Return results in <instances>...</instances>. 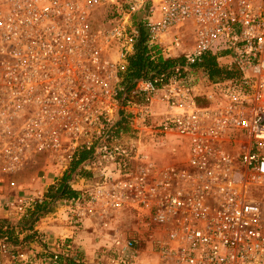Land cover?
<instances>
[{"label": "built area", "instance_id": "built-area-1", "mask_svg": "<svg viewBox=\"0 0 264 264\" xmlns=\"http://www.w3.org/2000/svg\"><path fill=\"white\" fill-rule=\"evenodd\" d=\"M139 28L150 55L184 64L128 87ZM210 54L237 76L211 81ZM80 153L75 196L51 205L145 225L105 231L98 264H264V0H0V185L38 157L58 178ZM56 182L0 197V219H28ZM0 255L27 259L4 241ZM71 257L61 242L49 264Z\"/></svg>", "mask_w": 264, "mask_h": 264}, {"label": "trees", "instance_id": "trees-1", "mask_svg": "<svg viewBox=\"0 0 264 264\" xmlns=\"http://www.w3.org/2000/svg\"><path fill=\"white\" fill-rule=\"evenodd\" d=\"M139 27V26H138ZM140 30V28H139ZM137 40V47L134 54L128 60V69L125 74V82L130 87L137 79L146 77L149 73H169L175 65H183L182 59H162L157 53L150 55L151 50H148L144 44V35L139 31ZM220 57H223L222 55ZM200 68L206 72L211 81H226L237 76V73L226 63L225 60H218L217 56L210 54L202 59L198 64ZM87 158L86 153H80L78 160L71 164L70 170L64 173L58 180L55 191L49 190L46 197L48 200L54 198H73L75 193L67 188V182L70 175L77 169L79 164ZM54 190V189H53ZM44 206H38L34 212L30 214L27 221L34 222L33 218ZM26 230L24 228L18 229V226L11 223L7 219H0V242L4 241L9 248L16 250H24L26 246L34 241L36 234L24 235L20 237ZM66 264H73V259H66Z\"/></svg>", "mask_w": 264, "mask_h": 264}, {"label": "rangeland", "instance_id": "rangeland-1", "mask_svg": "<svg viewBox=\"0 0 264 264\" xmlns=\"http://www.w3.org/2000/svg\"><path fill=\"white\" fill-rule=\"evenodd\" d=\"M218 43H220V42H218ZM167 150H170V149L168 148ZM53 171H54V167H53L52 163L47 161L44 157H38L35 161H33L31 164H29V166H27L15 178V180H16L15 190L11 191L10 189H6V187L0 185V197L9 198V197L28 195L31 192H33L35 189L40 187V185L45 184V183L47 184L50 179H54V181L57 180V182H56V185H57L58 180L62 177V175H60V176L57 175L56 177H58V178H52L51 173ZM74 182H75L74 186L76 188H81L83 186H86L87 184L90 185L91 183L95 182V178L90 176V175H85L82 179H77ZM54 199H56V198H54ZM54 199H51V200L54 201ZM55 206H57V205H55ZM55 206L51 205V201H50L49 204L45 207V209L41 210L40 212H38L37 215L34 216V218H33L34 222L32 224H31V221H27L28 219H26V220H23V219L15 220V219L9 217L8 220L11 223L17 225L18 229L24 228V230H26L22 235H20V237L22 238V237H24V235H29V234L32 235L34 233L32 230H33V225L35 224V222L39 218H42L44 216H49L55 210V208H56ZM4 217H5V215L0 216V218H4ZM55 218H58V217L56 216ZM59 218H61V215ZM67 218H69V221L72 222L73 226H76L77 230L82 231V228L80 227V226H82L81 223L76 222V220H72V217L70 216V214H67ZM143 224H144L143 222L136 224L135 221L133 220V217L126 213V214H124L118 218H114L112 226H110V228L107 230L106 229L101 230L98 225H96L97 228H95V226H93L97 230L96 233L98 235V245H99L95 249V262L93 264L99 263L98 255H97V251H98L99 247H101L102 245L108 244L109 235L101 237L105 233V231H108L107 234H112L113 230L111 228H114L116 226V228H118L120 231H122L125 235H128L129 231H131L132 229H135V228H138L139 231L144 234L145 225H143ZM78 228H80V229H78ZM88 229L89 228H83V230L89 231ZM143 238H146L145 234L143 235ZM61 241H63V240H61ZM61 241H59V242H61ZM34 242L39 243L40 239L37 238V236H36L34 241L32 243H30L28 246H26V248L24 250H16V251L24 252L26 255H28L29 251H32L31 245L34 244ZM64 243H66V242H64ZM56 244H55V247L57 246ZM147 247H148L147 244L143 245V252L147 251ZM11 250L14 251L13 249H11ZM50 253H53V251ZM50 253L49 252H43V254H41L40 258H38L37 254H36L37 255L36 257L30 256L31 258H29V256H27V259L25 261H15L13 263L9 262V260L1 257V255H0V264H33L34 260H37V259H39L41 261L43 260V262H46L49 264V259L51 258ZM73 254H74V252H73ZM74 256L75 255H73V257L68 258V259H74ZM78 258L79 257L76 256V259H78Z\"/></svg>", "mask_w": 264, "mask_h": 264}, {"label": "crops", "instance_id": "crops-1", "mask_svg": "<svg viewBox=\"0 0 264 264\" xmlns=\"http://www.w3.org/2000/svg\"><path fill=\"white\" fill-rule=\"evenodd\" d=\"M50 181L51 179L49 182ZM55 207V210L49 216L39 218L33 225L32 231L36 234L37 238L40 239V242H34V244L31 245L32 251H29L27 256L31 258L38 255V258H40L43 252H55V244L57 242H66L71 245L72 255H75L74 257H79L83 264H93L95 262V249L99 246L98 235L96 233L97 230L95 229L97 228L96 220H83L82 226H80L82 231H80L77 230L76 226H73L72 222L67 218L68 211L70 210L66 204L61 203ZM60 215L61 218H59ZM56 216L58 218H55ZM93 226H95V228ZM83 228H89V231L83 230ZM50 255H52V253H50ZM33 264L48 263L37 259L34 260Z\"/></svg>", "mask_w": 264, "mask_h": 264}]
</instances>
